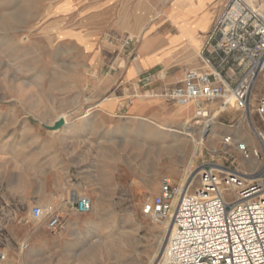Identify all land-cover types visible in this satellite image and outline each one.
<instances>
[{
    "label": "rangeland",
    "instance_id": "rangeland-1",
    "mask_svg": "<svg viewBox=\"0 0 264 264\" xmlns=\"http://www.w3.org/2000/svg\"><path fill=\"white\" fill-rule=\"evenodd\" d=\"M104 1L0 0V246L7 248L0 264H154L163 253L169 233L164 224L144 216L141 206L159 192L163 177L180 183L194 143L180 136V148L167 150L156 162L150 159L143 175L135 169L145 163L147 151L171 144L169 137H151L152 130L181 128L193 112L178 120L169 113L122 112L117 118L128 126L125 130L103 127L97 109L115 94L124 96L129 106L157 98L178 108L177 113L188 110L190 106H176L161 96L180 82L184 70L139 66L142 57L132 46L141 36H106L126 30L132 6L116 5L112 17L118 19L106 29L103 18L110 11ZM161 1L157 7L166 16L168 6ZM139 7L147 13L146 5ZM193 57L199 64L197 51ZM158 76L162 83H155L160 88L156 91ZM145 79L150 83L144 86L140 81ZM261 83L259 76L257 94ZM63 114L68 118L64 127L79 126L55 140L57 132L42 124L50 125ZM239 115L228 109L215 116L218 136L203 143L192 169L203 163L248 169L235 146L222 142L233 130L253 138L247 123L239 124ZM252 118L260 127L257 117ZM186 126L198 128L197 139L202 126L194 119ZM117 156L119 164L110 165ZM152 169L159 173L153 176ZM42 176L49 185L66 176L61 182L74 183L80 195L92 200L93 209L85 214L59 211L65 228L48 229L45 220L31 216L33 206L54 205V198L39 190ZM26 228L32 232L27 242ZM159 244V257L152 261Z\"/></svg>",
    "mask_w": 264,
    "mask_h": 264
},
{
    "label": "built area",
    "instance_id": "built-area-1",
    "mask_svg": "<svg viewBox=\"0 0 264 264\" xmlns=\"http://www.w3.org/2000/svg\"><path fill=\"white\" fill-rule=\"evenodd\" d=\"M197 57L199 64L185 69L180 82L161 96L176 106L189 105L202 129L228 106L244 115L256 143L235 140L233 134L222 136V142L235 146L243 164H255L243 170L203 163L177 184L163 177L159 192L141 206L150 221L171 226L154 264H264V10L228 0ZM72 200L75 212H90L88 197ZM31 216L45 220L48 229L62 224L54 205L33 206ZM5 259L0 251V262Z\"/></svg>",
    "mask_w": 264,
    "mask_h": 264
},
{
    "label": "crops",
    "instance_id": "crops-1",
    "mask_svg": "<svg viewBox=\"0 0 264 264\" xmlns=\"http://www.w3.org/2000/svg\"><path fill=\"white\" fill-rule=\"evenodd\" d=\"M227 1L228 0H163V3L167 4L169 11L168 15L165 16L164 14L161 16V8H159V12L157 7L159 3H162L161 0L156 2L154 0H105V8L107 12L110 11V14H105L103 18L106 29L110 23L118 19L117 16L115 18L112 17L116 5L130 4L132 6V16L126 30L115 33V35L106 33V36L114 40H117L126 33L138 37L141 36L142 38L140 41L132 46V49L140 53L142 57L139 66L145 69L154 68L157 70L175 67L183 71L198 64L197 61L194 62V52L201 47L204 38ZM141 4L148 7L147 13L143 14V8L139 7L137 9ZM205 21H207V25L205 28H201V23ZM162 26L163 28L160 30ZM96 28L98 29V27ZM152 54L153 56H151ZM157 78L158 79L154 80L155 87L153 88L159 91L160 88L156 86L155 83L161 84L162 80L159 76ZM140 82L143 83L142 85L144 86L150 83L148 79ZM123 97L124 96H115V94L109 95L102 102L100 108L97 109V117L102 119V124H104L103 127L111 126L115 129L118 127L122 129L124 127L125 130H128V126L126 124L122 125L123 121L117 118L120 117L119 114L122 112L144 116L150 113L154 116H162L163 113H169V115L174 117L173 119L178 120L183 119L185 113H189L192 110V108H190L186 110V112L182 111L177 113L178 108L171 109L170 106L157 98L143 99L129 106L124 104L126 100H124ZM99 127L102 126L100 125ZM54 139L58 140L59 138ZM120 158L121 157L117 156L115 160L112 159L108 163L110 165L119 164ZM106 179L109 182L112 181V178L107 177ZM44 180L46 181V178L42 176L39 190L54 198L53 203L58 211L65 212L72 210V196L77 194L80 195L78 187L73 185L74 183L69 184L67 182H61V180H67L66 176L54 178V184L50 185L45 183ZM153 190L156 191L157 186H154ZM64 228V224H61L59 227V229ZM31 237V229L27 230L26 228L24 241H29ZM6 249L7 248L0 246V251L5 252Z\"/></svg>",
    "mask_w": 264,
    "mask_h": 264
},
{
    "label": "bare ground",
    "instance_id": "bare-ground-1",
    "mask_svg": "<svg viewBox=\"0 0 264 264\" xmlns=\"http://www.w3.org/2000/svg\"><path fill=\"white\" fill-rule=\"evenodd\" d=\"M245 1H246L247 4H249L250 6L256 8V9L264 10V0H245ZM206 25H207V21L201 23L200 26H201V28H205ZM181 107H186L188 109L189 105H185V106H181ZM228 109H232V108H230V106H228L226 108V110H228ZM184 111L186 112V110H183V112ZM216 115H217V112L214 114V117L208 122V124H206L205 127L203 129H201V131H199V135H198L199 137L197 139L194 136V132L198 128H194V127L192 128L191 126H188V127L186 126L187 122L193 120L192 118L189 119V120H185V122L181 125V128H178L177 126H168V125H166V126H158L154 130H152L153 133L150 134V135H152L151 137H156V136H158V138L160 136L161 137L162 136L163 137H167V138L169 137L172 140L171 144L168 147L167 146L156 147V149H154L153 151H147L146 154L143 155V158L145 159V163L144 162L140 163L135 169L136 172H138L140 175H143L145 173V171L147 170V168H146L147 165H149V162H151L150 159H153V161L156 162L157 160L160 159L161 154L165 153L167 150L172 149V148H180V142L182 144V143H184V141H182V139L179 138V137L183 136L184 138H187V139L191 140L194 143V149H193V151L191 153L190 160L184 166V173H183V175H181L182 178H181L180 183H183V181L187 178V176L193 170L192 167H193L194 159L198 155H200L202 153V145H203V143L205 141H207V140H209V141L213 140L215 137L218 136V132H217V130L215 128L216 123L214 121V118H215ZM59 117L64 118L65 123L68 124V118H67L66 115H64V114L63 115H59L57 118H59ZM184 117L188 118L187 113H185ZM238 122H239V124L244 123V115L239 117ZM82 125L85 126L84 124H82ZM90 125H92V123L91 124L86 123V126H90ZM78 126L79 125H74V126L71 125L69 127H63L62 129L57 131L56 138H59L60 136H67L69 134H73L76 131V129L78 128ZM232 134H233V137H234L235 140L238 139V140H241V141L248 142L250 144H252L254 142V139L249 134L245 133V134H242L243 136H241V135L239 136V133H237L234 130H233ZM247 163H248L249 166L255 164L254 161H248ZM151 173L154 176V175H156V173L158 174L159 172L156 169H152ZM90 201H91L90 210H92L93 209L92 200H90ZM96 225H94V226H96ZM164 225H165L164 226L165 230H167L168 233L170 234L171 226H168L167 224H164ZM161 247H162V245H161ZM155 251L156 252H155V254L153 256V260L152 261L158 259V257H159L160 244L158 245V247H157V249Z\"/></svg>",
    "mask_w": 264,
    "mask_h": 264
},
{
    "label": "water",
    "instance_id": "water-1",
    "mask_svg": "<svg viewBox=\"0 0 264 264\" xmlns=\"http://www.w3.org/2000/svg\"><path fill=\"white\" fill-rule=\"evenodd\" d=\"M42 125H43V127H45L48 130L57 132L60 129H62L66 125V123H65L64 118L59 117L50 125H48V124H42Z\"/></svg>",
    "mask_w": 264,
    "mask_h": 264
}]
</instances>
